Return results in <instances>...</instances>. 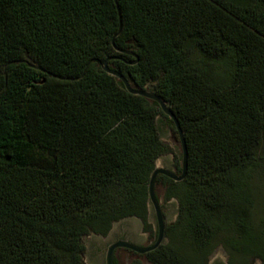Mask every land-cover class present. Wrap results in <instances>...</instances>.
I'll return each mask as SVG.
<instances>
[{"label":"trees","instance_id":"obj_1","mask_svg":"<svg viewBox=\"0 0 264 264\" xmlns=\"http://www.w3.org/2000/svg\"><path fill=\"white\" fill-rule=\"evenodd\" d=\"M113 56L109 68L171 109L187 148L182 181L157 177L178 214L149 260L204 264L221 243L228 264H264V228L250 222L251 181L264 177V0H0V264H82L84 236L145 220L167 150L159 124L175 130L102 70ZM89 62L77 80L55 77Z\"/></svg>","mask_w":264,"mask_h":264},{"label":"rangeland","instance_id":"obj_2","mask_svg":"<svg viewBox=\"0 0 264 264\" xmlns=\"http://www.w3.org/2000/svg\"><path fill=\"white\" fill-rule=\"evenodd\" d=\"M159 132L161 140L167 145V150L157 158L155 165L166 168L173 167L174 169V157L180 153V145L177 135L173 131L170 124L164 119L159 124ZM251 186L253 189V203L250 208V222L252 227L257 232H262L264 228V177L262 175H254L251 181ZM155 194L162 206L165 224H172L177 217V201L175 199H165L162 180L159 183H156ZM145 222L146 224L138 219L132 220V223L137 229L140 230L143 228L144 230H147L150 235L156 232L154 215L150 206H148V214ZM92 238V235H86L82 239L84 245L81 256L82 264H101V258L104 251L102 250L101 252H97L100 248L93 246L95 243H92ZM165 242L168 244L171 243L170 236L165 237ZM190 251L191 250H189V252ZM118 258L119 264H129V262L126 261V258L129 260L133 258L137 259V256L130 253H123L122 255H118ZM228 261L229 252L221 243H217L213 246L210 253L206 257L204 264H228ZM249 264H261V262L259 259L254 258L249 260Z\"/></svg>","mask_w":264,"mask_h":264},{"label":"water","instance_id":"obj_3","mask_svg":"<svg viewBox=\"0 0 264 264\" xmlns=\"http://www.w3.org/2000/svg\"><path fill=\"white\" fill-rule=\"evenodd\" d=\"M116 2V0H115ZM118 14L120 16L119 9L117 7ZM121 25H119L117 33L113 36V39L118 35L120 32ZM113 42V40H112ZM135 57V60L131 62L130 64H134L137 62V56L133 55ZM118 57H108L103 61L102 70L106 72L107 74L116 77L124 86V89L126 92L132 95H138L142 96L147 100L156 102L159 106L160 110L172 121L174 130L176 132L178 142L180 145V152H181V171L180 174H175L171 170L165 168V167H158L155 165V168L152 170L149 181H148V206L152 208L154 218H155V224H156V239L153 244L146 247L137 246L127 240H118L110 245L107 246L105 254H104V264H114L113 261V253L116 248H126L129 249L135 253L144 254L147 252H150L154 249H156L159 245H161L164 241V232H165V222L163 218V214L160 208L159 201L155 194V186H156V180L159 175L166 176L167 178L175 181L180 182L184 179L186 170H187V148L185 144L184 134L181 130V127L179 125V122L171 109L159 98L153 91L148 89H138L131 86V84L128 82V80L123 76L121 73H119L116 70H113L107 66V62L111 59H117ZM90 62L86 65L84 71L81 73L79 77H59L55 76L56 78H60L63 80H77L79 79L89 66Z\"/></svg>","mask_w":264,"mask_h":264},{"label":"flooded vegetation","instance_id":"obj_4","mask_svg":"<svg viewBox=\"0 0 264 264\" xmlns=\"http://www.w3.org/2000/svg\"><path fill=\"white\" fill-rule=\"evenodd\" d=\"M167 169H169L171 171L175 170V168L173 169V167H167ZM161 176H163V175H161ZM164 197L166 200L172 199V198H168V199L166 198L165 187H164ZM159 204H160V202H159ZM160 208H161V211L163 214L161 204H160ZM147 214H148V207H147ZM147 214H146L145 220L147 219ZM177 214H178V206H177ZM163 218H164V214H163ZM133 219H138L141 222H144L146 224L145 220L143 221L140 218L129 217V218H124V219H121V220H118V221L112 223L111 226L109 227V229L104 234H94V233L89 234V235H92V237H93L92 243L93 244L95 243V245H93V246L100 248L97 252H101L102 250L104 251L103 256L101 258V264H104V254H105L107 246L118 241V240H127V241H129V242H131L137 246H141V247L150 246L151 244L154 243V241L156 239V232H154L152 235H150V233L147 230H144L143 228H141L140 230L137 229L134 226V224L132 223ZM154 220H155V218H154ZM164 222H165V220H164ZM166 226L167 225L165 224V228H166ZM165 237H166V235L164 232V241L161 245L168 244L167 242H165ZM152 251H150V252H152ZM123 253H130V254L137 256V259L133 258V259L129 260L128 258H126V261H128L129 264H154L152 261L149 260V258L147 256V254L149 252L144 253V254H139V253H135V252H133L129 249H126V248H116L114 250V253H113L114 264H119L118 255H122Z\"/></svg>","mask_w":264,"mask_h":264}]
</instances>
